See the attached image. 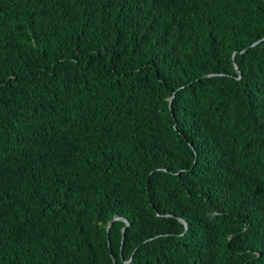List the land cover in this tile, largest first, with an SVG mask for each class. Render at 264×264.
<instances>
[{
  "label": "trees",
  "instance_id": "16d2710c",
  "mask_svg": "<svg viewBox=\"0 0 264 264\" xmlns=\"http://www.w3.org/2000/svg\"><path fill=\"white\" fill-rule=\"evenodd\" d=\"M263 38L264 0H0V264H264Z\"/></svg>",
  "mask_w": 264,
  "mask_h": 264
},
{
  "label": "water",
  "instance_id": "95a60500",
  "mask_svg": "<svg viewBox=\"0 0 264 264\" xmlns=\"http://www.w3.org/2000/svg\"><path fill=\"white\" fill-rule=\"evenodd\" d=\"M262 40H264V38H263ZM260 41H261V40H259V41L255 42L254 44L250 45L249 48H251V47L257 45ZM236 69H237L238 73H240L239 68L236 67ZM239 78H241V75L239 76ZM171 101H172V99L170 100V105H171ZM117 219H122V220H124V221L126 222V226H125V228H124V230H123V232H124V237H125V233H126L127 228H128L129 225H130V222H129L128 219L123 218V216H120V215H119V216H115V217L109 222V224H108V231H110V228H111L112 224H113L114 221L117 220ZM183 221H184V220H183ZM184 222L186 223V230H188V224H187L186 221H184ZM115 264H117L116 261H115Z\"/></svg>",
  "mask_w": 264,
  "mask_h": 264
}]
</instances>
